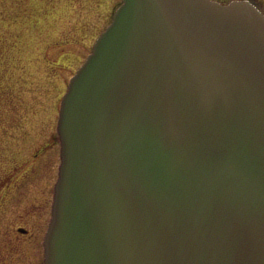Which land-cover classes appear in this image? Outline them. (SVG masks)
Returning a JSON list of instances; mask_svg holds the SVG:
<instances>
[{
	"label": "water",
	"instance_id": "water-1",
	"mask_svg": "<svg viewBox=\"0 0 264 264\" xmlns=\"http://www.w3.org/2000/svg\"><path fill=\"white\" fill-rule=\"evenodd\" d=\"M43 264H264V14L123 0L71 78Z\"/></svg>",
	"mask_w": 264,
	"mask_h": 264
},
{
	"label": "rangeland",
	"instance_id": "rangeland-1",
	"mask_svg": "<svg viewBox=\"0 0 264 264\" xmlns=\"http://www.w3.org/2000/svg\"><path fill=\"white\" fill-rule=\"evenodd\" d=\"M121 2L0 0V75L12 90L0 97V176L29 168L0 182V264L43 263L60 164L61 98ZM25 224L30 232L17 229Z\"/></svg>",
	"mask_w": 264,
	"mask_h": 264
},
{
	"label": "flooded vegetation",
	"instance_id": "flooded-vegetation-1",
	"mask_svg": "<svg viewBox=\"0 0 264 264\" xmlns=\"http://www.w3.org/2000/svg\"><path fill=\"white\" fill-rule=\"evenodd\" d=\"M218 1H221V2H228V1H231V0H218ZM251 1H253V2L256 3L257 5H259V7L261 8V10H262L263 13H264V0H251ZM28 172H29L28 169H27V170H24V173H25V174H27ZM14 175H15V177H16V175H17V178H19V177L22 175V173H19V174H18V172H14V173H13V176H14ZM17 178H16V179H17ZM0 192H1V189H0ZM31 224H32V223H31ZM39 225H40V224H39L38 222L33 224V226H35L36 228L39 227ZM35 227H34V228H35ZM20 228L25 229V230H26V233H27V232H30V229L27 228V224H25V225H19L17 229L19 230ZM19 231H20V230H19Z\"/></svg>",
	"mask_w": 264,
	"mask_h": 264
},
{
	"label": "trees",
	"instance_id": "trees-1",
	"mask_svg": "<svg viewBox=\"0 0 264 264\" xmlns=\"http://www.w3.org/2000/svg\"><path fill=\"white\" fill-rule=\"evenodd\" d=\"M0 86H3V88L1 87L2 89H0V97H1V96L3 97V95H5V93H6V96H11V94H12L11 91H12V90H11L9 87H4V86H10V85H9V83H6V84L4 83V79H3V77L1 78V75H0ZM8 89H10V90H8ZM8 91H9V92H8ZM5 98H6V97H5ZM0 99H1V98H0ZM6 99H7V100H10V98H6ZM16 126H17V125H14V126H13V127H14L13 129H15ZM0 128H1L0 130H2V128H4L2 124H0ZM2 176H3V175H1L0 178H2Z\"/></svg>",
	"mask_w": 264,
	"mask_h": 264
},
{
	"label": "bare ground",
	"instance_id": "bare-ground-1",
	"mask_svg": "<svg viewBox=\"0 0 264 264\" xmlns=\"http://www.w3.org/2000/svg\"><path fill=\"white\" fill-rule=\"evenodd\" d=\"M29 170L28 166H24L21 170Z\"/></svg>",
	"mask_w": 264,
	"mask_h": 264
}]
</instances>
